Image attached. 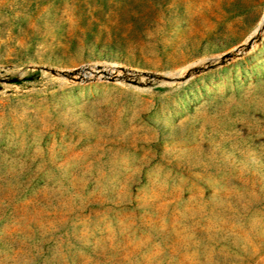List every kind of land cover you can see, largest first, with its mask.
<instances>
[{
    "label": "rangeland",
    "instance_id": "374dc122",
    "mask_svg": "<svg viewBox=\"0 0 264 264\" xmlns=\"http://www.w3.org/2000/svg\"><path fill=\"white\" fill-rule=\"evenodd\" d=\"M0 264H264V0H0Z\"/></svg>",
    "mask_w": 264,
    "mask_h": 264
},
{
    "label": "bare ground",
    "instance_id": "6f19581e",
    "mask_svg": "<svg viewBox=\"0 0 264 264\" xmlns=\"http://www.w3.org/2000/svg\"><path fill=\"white\" fill-rule=\"evenodd\" d=\"M74 79L79 81H86L90 80L94 77L100 79H110V78H117V79H130L135 80L136 74L124 72L117 70L116 66H108V67H100L96 66H89V67H82L70 73Z\"/></svg>",
    "mask_w": 264,
    "mask_h": 264
}]
</instances>
